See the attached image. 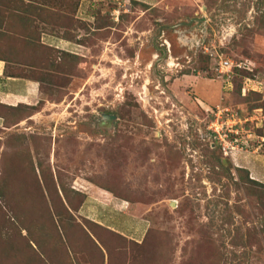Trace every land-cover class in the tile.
Returning a JSON list of instances; mask_svg holds the SVG:
<instances>
[{
    "label": "rangeland",
    "instance_id": "rangeland-1",
    "mask_svg": "<svg viewBox=\"0 0 264 264\" xmlns=\"http://www.w3.org/2000/svg\"><path fill=\"white\" fill-rule=\"evenodd\" d=\"M135 2L0 0L3 75L36 85L0 103V264H264L235 147L264 130V0ZM195 17L230 79L177 40Z\"/></svg>",
    "mask_w": 264,
    "mask_h": 264
},
{
    "label": "crops",
    "instance_id": "crops-1",
    "mask_svg": "<svg viewBox=\"0 0 264 264\" xmlns=\"http://www.w3.org/2000/svg\"><path fill=\"white\" fill-rule=\"evenodd\" d=\"M135 2L137 0H132V2ZM173 25H166V28H170ZM64 42H66L64 40ZM48 45V44H47ZM54 48H56L54 45H51ZM3 63L0 61V103H4L5 101H15L16 103L13 104H6L9 106H16V104H26L22 103V99L26 98L27 100H30V96L34 93L36 90V85L34 81H31L27 78L22 77H13V76H7L6 74L3 75ZM211 95V91H206V96L209 98ZM24 99V100H26ZM4 100V102L2 101ZM31 101V100H30ZM254 116H250L247 118H244V120H249L251 123L254 119ZM256 119V118H255ZM264 120V115L261 118ZM254 127L257 126V122L253 121ZM245 130L244 126H241L240 131ZM261 134L251 133L248 135H244L246 138H252L250 140H253L256 142V144H251V150L243 149V145H236L238 146L239 150V156H245L246 158L243 160H246L247 164L244 169H246L249 173V178L253 181L262 182L264 184V161L260 160L264 157V155H260L259 151L264 150V130H262ZM244 133V132H241ZM249 140V139H248ZM253 142V143H254ZM259 142H262L259 144ZM243 144V141H242ZM252 158H255L254 160ZM259 158V161L257 160ZM237 162L238 159L235 158ZM262 161V162H261ZM245 163V161H244ZM240 168H243L242 166Z\"/></svg>",
    "mask_w": 264,
    "mask_h": 264
},
{
    "label": "built area",
    "instance_id": "built-area-1",
    "mask_svg": "<svg viewBox=\"0 0 264 264\" xmlns=\"http://www.w3.org/2000/svg\"><path fill=\"white\" fill-rule=\"evenodd\" d=\"M202 22H204V19L202 18ZM226 36L228 34L225 31H222L219 38L216 39V42L212 40L209 45L204 44V37L199 43L198 48L202 49V53L208 55L210 60V69L218 73V76L221 78H225L226 80L231 77L232 69L233 68H241V64L239 62H232L229 58H225L223 56H219L216 52V46L221 47L223 46L224 42L227 40ZM243 88V87H242ZM241 88V89H242ZM219 113V112H218ZM224 141V140H222ZM234 141V140H233ZM225 143V142H224ZM226 146H223L221 144V150L222 153H226Z\"/></svg>",
    "mask_w": 264,
    "mask_h": 264
},
{
    "label": "flooded vegetation",
    "instance_id": "flooded-vegetation-1",
    "mask_svg": "<svg viewBox=\"0 0 264 264\" xmlns=\"http://www.w3.org/2000/svg\"><path fill=\"white\" fill-rule=\"evenodd\" d=\"M181 27L184 28L176 31V37L180 44L188 49L198 48L205 30V23L202 22V17L191 18V20L183 22Z\"/></svg>",
    "mask_w": 264,
    "mask_h": 264
},
{
    "label": "trees",
    "instance_id": "trees-1",
    "mask_svg": "<svg viewBox=\"0 0 264 264\" xmlns=\"http://www.w3.org/2000/svg\"><path fill=\"white\" fill-rule=\"evenodd\" d=\"M132 3L135 4L136 2L133 1ZM39 4H40V2H39ZM64 6H65V5H64ZM141 6L144 7V5H141ZM145 8H146V7H145ZM72 10H74V9H72ZM70 11H71V10H69V9L66 10V7H65V8H61V9H60V7H59V8H55V9H53V8H49V10H48V12H49L50 14H51V13L54 14L55 12L58 13L60 18H61L62 15L66 16V17H69L68 19L71 20L73 24H76V23L83 24V23H80L79 21H77V19H75L76 17L73 15V12L70 13ZM66 12H67L68 14H67ZM65 13H66V14H65ZM21 22H22V21H21ZM74 26H75V25H74ZM60 27H62V26H60ZM68 27H69V26H68ZM72 27H73V25H72ZM62 29L67 31L68 28H67V27H62ZM66 31H65V32H66ZM72 36H73L72 38H70V37H68V36L65 37V36H63V35H59L58 37H59L60 39L66 40V41H68V42L70 41V42H73V43H78V41H76V39H75L74 34H73ZM58 37H57V38H58ZM39 44H40V43H39ZM41 46H46V45L41 44ZM46 47H48V48L51 47V48L57 50L56 48H54V47H52V46H46ZM42 48H43V47H42ZM64 53L67 54L66 52H64ZM34 54H35V53H34ZM29 58H30V57H29ZM32 58H33V57H32ZM21 66H22V65H21ZM234 69H235V68L232 69V73H231V75L233 74V70H234ZM10 107H12V106H10ZM14 107H16V106H14Z\"/></svg>",
    "mask_w": 264,
    "mask_h": 264
},
{
    "label": "water",
    "instance_id": "water-1",
    "mask_svg": "<svg viewBox=\"0 0 264 264\" xmlns=\"http://www.w3.org/2000/svg\"><path fill=\"white\" fill-rule=\"evenodd\" d=\"M107 118H111L112 116H106Z\"/></svg>",
    "mask_w": 264,
    "mask_h": 264
}]
</instances>
